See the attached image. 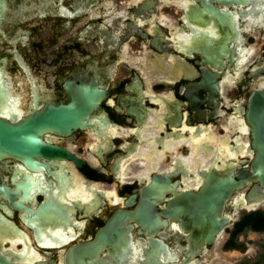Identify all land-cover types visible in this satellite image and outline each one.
I'll return each instance as SVG.
<instances>
[{
    "label": "flooded vegetation",
    "instance_id": "flooded-vegetation-1",
    "mask_svg": "<svg viewBox=\"0 0 264 264\" xmlns=\"http://www.w3.org/2000/svg\"><path fill=\"white\" fill-rule=\"evenodd\" d=\"M220 53L221 68L207 62ZM263 89L264 0H0V118L17 125L73 100L88 109L68 132L42 131L46 148L0 157V264L182 263L191 232L161 213L212 171L250 168L246 111ZM256 182L231 195L232 224L195 264L240 251L229 242L253 225L239 224L264 213L246 199ZM145 202L167 223L152 236L124 218ZM240 253L226 264H257Z\"/></svg>",
    "mask_w": 264,
    "mask_h": 264
},
{
    "label": "water",
    "instance_id": "water-1",
    "mask_svg": "<svg viewBox=\"0 0 264 264\" xmlns=\"http://www.w3.org/2000/svg\"><path fill=\"white\" fill-rule=\"evenodd\" d=\"M225 50L229 49L225 47ZM227 55L231 61L230 52ZM222 57L223 53H220L207 57L206 60L211 65L221 68L222 63L218 61ZM207 75L204 83L211 82L214 87L215 75L211 73ZM204 83L198 84L196 88L202 86L208 89ZM71 90L75 98L81 97V94H76L78 93L76 86L72 85ZM83 103L84 101L73 100L68 105L51 106L17 125H12L0 118V157L6 153L25 156L30 152L36 153L46 148L47 146L40 139L42 131L56 129L68 132L76 128L82 121V116L88 112V109L82 107ZM246 119L251 126L252 144L256 150L250 168L244 169L237 176H234L233 170L226 173L212 171L208 175V181L199 192L188 191L181 194L175 201L169 203L170 210L167 213H161L166 217L180 220L183 228L191 232L190 252L186 253L188 259L178 264H195L192 260L201 252V249L205 245L216 243L217 237L221 236L224 229L232 224L233 217L224 213V210L235 190L246 187L251 181H257L248 192L246 199L250 208L264 202V89L251 95ZM242 203L245 205L246 201L242 199ZM139 207L138 211L125 212L124 218H133L138 221L147 230L149 236H152L161 225H167L166 222H162L159 214L154 210L152 202H145ZM121 217L115 215L112 220L110 232L113 230L115 246L120 235L118 231L120 220L117 221V219H124ZM127 235L129 236V233ZM156 245L167 252V246L162 241H157ZM154 261L156 264H168L163 260Z\"/></svg>",
    "mask_w": 264,
    "mask_h": 264
},
{
    "label": "rangeland",
    "instance_id": "rangeland-1",
    "mask_svg": "<svg viewBox=\"0 0 264 264\" xmlns=\"http://www.w3.org/2000/svg\"><path fill=\"white\" fill-rule=\"evenodd\" d=\"M261 209H264V206H262ZM243 212H239L237 215V220L241 217ZM232 227L228 228L222 239H221V245L228 241V238L230 237V232L232 231ZM229 243L231 247H237L240 251H229L227 248L223 249L226 250V252L220 251L221 253H224V257L226 261H222L219 264H226V263H235L240 257H244L240 252H245V250L250 251L251 257L248 258L250 261H252L255 258H258L257 264H264V258H260V255H264V228L263 229H246L242 233L236 236L235 239H232ZM221 250V247H220ZM228 250V251H227ZM222 253V254H223Z\"/></svg>",
    "mask_w": 264,
    "mask_h": 264
},
{
    "label": "trees",
    "instance_id": "trees-1",
    "mask_svg": "<svg viewBox=\"0 0 264 264\" xmlns=\"http://www.w3.org/2000/svg\"><path fill=\"white\" fill-rule=\"evenodd\" d=\"M251 224L253 225V229L255 230L263 229L264 228V213L257 214L256 220L254 219V216L247 217L243 222L239 224V227L236 230V233L243 230V228L246 226H251Z\"/></svg>",
    "mask_w": 264,
    "mask_h": 264
},
{
    "label": "bare ground",
    "instance_id": "bare-ground-1",
    "mask_svg": "<svg viewBox=\"0 0 264 264\" xmlns=\"http://www.w3.org/2000/svg\"><path fill=\"white\" fill-rule=\"evenodd\" d=\"M237 123V122H236ZM237 127V126H236ZM228 128V127H227ZM223 148V147H222Z\"/></svg>",
    "mask_w": 264,
    "mask_h": 264
}]
</instances>
